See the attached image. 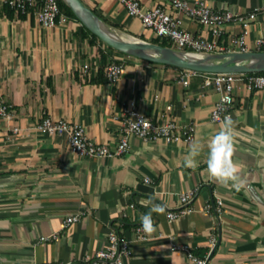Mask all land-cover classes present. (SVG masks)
Wrapping results in <instances>:
<instances>
[{"label":"crops","instance_id":"crops-1","mask_svg":"<svg viewBox=\"0 0 264 264\" xmlns=\"http://www.w3.org/2000/svg\"><path fill=\"white\" fill-rule=\"evenodd\" d=\"M83 1L124 34L154 36L121 0ZM140 1L145 7L167 5L183 28L212 39L208 26L172 8L168 0ZM205 1L235 12L260 10L248 33L250 50H259L264 0ZM68 16L47 27L34 9L17 13L0 0V97L14 109V118L0 116V264H56L92 254L104 247L111 228L131 240L133 253L125 264H191L173 243H187L203 257L214 237L209 264H264V204L251 192L264 201V89L236 84L232 159L242 183L239 191L222 186L208 179L206 147L197 167L184 166L191 145H206L222 126L210 120L220 94L204 85L203 72L190 76L186 86L179 81L183 68L113 51L86 32L78 18ZM241 31V24L228 23L219 42L227 44ZM113 55L125 64L115 83L106 76ZM131 99L154 120L194 124V140L168 144L132 135L126 154L82 157L71 152L64 136L34 127L46 116L70 119L82 123L94 140L115 148ZM14 126L21 132L14 133ZM192 189L197 192L189 210L170 219L169 211L183 206L180 195ZM218 198L224 212L207 213L206 206ZM153 204L164 212L152 213L156 231L138 240L135 229ZM77 212H83L82 219L63 229L59 239L40 240Z\"/></svg>","mask_w":264,"mask_h":264},{"label":"built area","instance_id":"built-area-1","mask_svg":"<svg viewBox=\"0 0 264 264\" xmlns=\"http://www.w3.org/2000/svg\"><path fill=\"white\" fill-rule=\"evenodd\" d=\"M17 13L35 10L36 16L47 27H52L58 22L68 20L69 16L62 10L59 0H2ZM127 12L140 18L142 26L151 30L154 36L168 38L174 47L192 52H228V51H250L248 43L249 26L259 14L258 9L247 13L235 12L231 9H217L208 4L205 0H168L169 6L175 8L186 16L198 20L208 26L213 35L212 39L196 35L182 27V19L175 16L167 5L156 4L145 7L140 0H121ZM264 12V9L261 11ZM239 23L242 31L237 36H232L227 44H221L219 39L224 32V26L228 23ZM264 40L257 41L260 50ZM117 51L113 49V51ZM85 64V69H88ZM125 72V64L117 60L113 55L106 66V76L111 83L117 82ZM200 71L184 69L179 81L188 86L189 77ZM203 83L206 87L214 88L220 97L214 104L210 120L223 124L225 117L233 116L236 103L235 88L238 82H243L249 90L264 89V73H237V72H203ZM171 105L166 107V111ZM0 116L6 119L14 118L12 104L0 97ZM164 118L165 113L162 115ZM37 130L48 134H60L64 136L68 148L74 154L82 157H103L123 155L130 151L131 142L129 137L134 135L144 142L163 141L172 143H190L195 137V126L192 123L181 124L173 119L162 121L154 120L143 113L136 99H131L124 107L121 136L115 148L107 143H102L91 138L85 126L77 121L66 118L43 117L35 126ZM14 133H20L21 128L13 127ZM197 189L188 190L180 195V202L183 206L178 210L169 211V218L176 219L189 210V202L196 195ZM224 201L218 198L216 203L208 204L206 212L220 215L224 212ZM83 212L68 214L60 224V229L40 236L41 241L57 240L61 231L72 223L82 219ZM138 240H146L147 236L141 226L136 227ZM217 238L212 240V249L203 257L194 254L187 243H173V249H180L186 252L191 264H209V259ZM133 248L131 240L122 235L115 228H111L107 234L104 247L92 254L81 255L67 261H60L56 264H125L132 255Z\"/></svg>","mask_w":264,"mask_h":264},{"label":"water","instance_id":"water-1","mask_svg":"<svg viewBox=\"0 0 264 264\" xmlns=\"http://www.w3.org/2000/svg\"><path fill=\"white\" fill-rule=\"evenodd\" d=\"M91 32L114 49L145 60L200 72H264V50L192 52L166 46L110 26L83 0H63ZM260 204L259 195L251 190Z\"/></svg>","mask_w":264,"mask_h":264},{"label":"clouds","instance_id":"clouds-1","mask_svg":"<svg viewBox=\"0 0 264 264\" xmlns=\"http://www.w3.org/2000/svg\"><path fill=\"white\" fill-rule=\"evenodd\" d=\"M234 121L231 117H225L219 131L207 142H194L188 154L184 157V166L195 168L198 166L199 157L207 148V175L212 182L219 183L225 187H231L239 191L241 180L239 170L232 157L234 154ZM164 208L160 204H153L148 213L141 216V228L146 235L156 231L152 213L162 214Z\"/></svg>","mask_w":264,"mask_h":264},{"label":"trees","instance_id":"trees-1","mask_svg":"<svg viewBox=\"0 0 264 264\" xmlns=\"http://www.w3.org/2000/svg\"><path fill=\"white\" fill-rule=\"evenodd\" d=\"M59 4H60L62 10L66 14H68V15H70V16H72V17H74V18L77 19L76 15L72 11V9L63 0H59ZM92 9L96 12V10L94 8H92ZM83 27L86 30V32H88L89 34H91L92 37L95 38L96 40L100 41L101 44L106 45L110 49H114L113 47L107 45L104 41H102L96 34H94L93 32H91L85 25H83ZM149 39L151 41H153V42L160 43L162 45L173 46L174 47L173 43L168 38H161V37H158V36H153V37H150ZM100 51H101V55L104 57L105 56V53H104L103 49L101 48ZM171 66H173V65H171ZM177 68H180V67H177ZM251 73L258 74V73H264V72H251Z\"/></svg>","mask_w":264,"mask_h":264},{"label":"bare ground","instance_id":"bare-ground-1","mask_svg":"<svg viewBox=\"0 0 264 264\" xmlns=\"http://www.w3.org/2000/svg\"><path fill=\"white\" fill-rule=\"evenodd\" d=\"M124 33V32H123Z\"/></svg>","mask_w":264,"mask_h":264}]
</instances>
